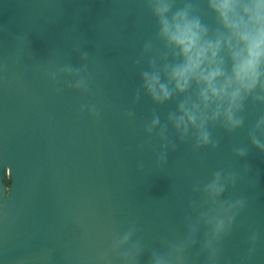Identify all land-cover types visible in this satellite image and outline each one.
Returning <instances> with one entry per match:
<instances>
[{
	"label": "water",
	"instance_id": "water-1",
	"mask_svg": "<svg viewBox=\"0 0 264 264\" xmlns=\"http://www.w3.org/2000/svg\"><path fill=\"white\" fill-rule=\"evenodd\" d=\"M199 7L214 27L206 5ZM155 32L147 0H0V264H122L109 250L133 222V240L144 246L138 264H148L153 250L166 252L162 240L181 239L195 219L190 202L202 194L193 186L245 163L248 172L223 198L244 195L248 205L221 242L219 264H264V153L247 139L264 105L246 104L237 133L214 129L215 150L194 151L174 137L168 164L157 168L160 142L145 124L153 112L166 123L183 97L155 105L141 92L132 104L140 70L148 68L134 61ZM80 49L89 53L86 62ZM84 63L87 93L68 87L67 75L50 78L65 64ZM82 105H95L99 118ZM130 108L134 120L124 115ZM236 145L248 147L247 157L233 156ZM252 230L261 235L250 256ZM204 231L185 264H207L199 255Z\"/></svg>",
	"mask_w": 264,
	"mask_h": 264
},
{
	"label": "clouds",
	"instance_id": "clouds-1",
	"mask_svg": "<svg viewBox=\"0 0 264 264\" xmlns=\"http://www.w3.org/2000/svg\"><path fill=\"white\" fill-rule=\"evenodd\" d=\"M200 4L206 5L207 13L214 18V27L203 22ZM147 7L155 20V40H146L134 61V67H139L146 60L148 68L140 70L132 104L140 102L141 92L155 105L183 97L176 110L168 113L166 123L162 124L153 112L144 127L149 138L155 136L160 142L155 164L163 168L168 164L169 150L177 147L175 138L182 144L190 142L194 151L209 147L215 150L219 142L213 136L214 129L237 133L245 128L246 104L251 100L264 105V0H199L197 4L184 0L182 7L177 6V0H147ZM79 54L82 61L88 60V51L80 49ZM87 73V63L80 67L65 64L50 78L55 81L67 75L72 78L66 81L68 87L87 93ZM85 110L100 116L95 105H82L81 111ZM124 115L129 120L136 118L131 108ZM247 139L264 153V114L249 128ZM232 154L242 160L248 155V147L236 145ZM138 167L142 169L143 163ZM248 170L247 163L240 171L219 169L203 185L195 184L193 192L202 194V200L190 202L195 219L188 218L181 239L162 240L166 252L153 250L148 264H185L202 227L205 231L199 255L206 257L207 264H219L221 242L232 235L248 205L244 195L223 197ZM136 231L133 222L112 241L109 252L122 264H138L144 251L142 242L133 240ZM260 235L258 230L249 234L250 256Z\"/></svg>",
	"mask_w": 264,
	"mask_h": 264
},
{
	"label": "trees",
	"instance_id": "trees-1",
	"mask_svg": "<svg viewBox=\"0 0 264 264\" xmlns=\"http://www.w3.org/2000/svg\"><path fill=\"white\" fill-rule=\"evenodd\" d=\"M8 184H9V181H8Z\"/></svg>",
	"mask_w": 264,
	"mask_h": 264
}]
</instances>
